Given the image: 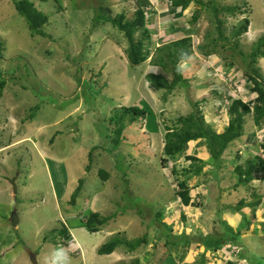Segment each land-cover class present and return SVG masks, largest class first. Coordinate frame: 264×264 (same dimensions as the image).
Segmentation results:
<instances>
[{"label": "rangeland", "instance_id": "374dc122", "mask_svg": "<svg viewBox=\"0 0 264 264\" xmlns=\"http://www.w3.org/2000/svg\"><path fill=\"white\" fill-rule=\"evenodd\" d=\"M31 1L48 15L45 36H31L11 0H0V76L6 81L0 96V243L14 245L0 248L5 260L0 264H51L60 247L53 239L63 227L73 239L64 247L70 264H229L238 258L235 250H247L254 260L264 257V197L255 210L234 209L241 198L252 199L253 188L263 192L256 176L250 187L239 185L235 166L253 156L264 161V126L256 127L247 116L243 135L223 152L218 166L202 141L189 143L168 166L160 163L165 126L191 112L193 102L212 129L221 132L228 121V98L255 97L244 76L250 71L245 56L264 35V0H214L219 8L237 6L234 16L219 12L226 35L245 17L250 25L236 47L234 40H217V53L207 57L196 52V45L208 41V32L216 36L209 8H201L190 25L194 4L178 14V9L169 11V0H147L151 52L169 34H190L194 41L193 54L181 64L189 86L165 99L164 90L151 87L144 77L158 71L150 56L132 67L123 53L125 38L110 23L92 28L94 16L132 13L140 0ZM251 66L264 80V57ZM122 106H137L148 114L131 123L125 115L124 137L117 146L108 122ZM187 155L206 165L188 181L192 202L198 205L183 207L170 171L174 165L178 170L189 165ZM101 169L109 174L106 181L98 175ZM72 193L75 204L69 201ZM13 211L15 226L10 222ZM157 211L172 236L184 233L194 241L167 246L160 239L154 247L156 236L168 233L155 220ZM88 212L108 218L99 231L84 228ZM230 229L240 232L238 246L223 243L205 251L198 242ZM117 233L127 240L146 234L147 241L134 251L120 246L99 255L98 247Z\"/></svg>", "mask_w": 264, "mask_h": 264}, {"label": "trees", "instance_id": "16d2710c", "mask_svg": "<svg viewBox=\"0 0 264 264\" xmlns=\"http://www.w3.org/2000/svg\"><path fill=\"white\" fill-rule=\"evenodd\" d=\"M17 13L22 16L26 22L27 28L30 31L31 36L41 35L45 36L46 33L42 27L48 21V15L41 12L36 8L31 0H11ZM147 0L137 1L135 9L132 13H127L125 10L116 13L113 16H103L98 14L94 16L93 14V24L92 28L97 24L110 23L111 26L117 30L123 38H125L126 47L123 50L128 64L132 67L140 66L143 64L150 56L149 63L151 66L157 67L158 71H147L144 75L150 86L156 89L164 90V99L167 95L172 94L179 87L186 88L189 86V80L186 78L185 72L181 68V64L188 61L194 50V41L190 34H183L181 37L171 38L164 37L163 42L157 45L153 51L149 50L151 44V33L149 29L145 26L148 22V17L145 11V5ZM191 4H194L196 8H193L189 24L193 25L199 19L201 8H209L212 12L213 19L210 21L215 23V37H212L210 32L205 35V40H208L202 44L196 45V52L204 57L216 54L217 50L215 43L217 40H221L224 43H228L230 40H234L235 47L238 45L239 38L245 34L249 26V18L245 17L242 22L233 25L229 35H226L222 29L223 21L219 18V12L223 13L226 11L231 16L236 15L235 7L237 6H225L219 8L214 0H207L206 2L202 0H169V11L173 10L176 13L178 9L180 12L186 10ZM199 6L200 8H197ZM96 11V10H95ZM93 12V10H92ZM97 12V11H96ZM130 14L131 16L127 17ZM238 14H243L239 12ZM173 30V29H171ZM211 36V37H210ZM166 39V41H164ZM225 45V44H224ZM264 35L257 38L254 44L250 47V52L248 53L247 60H249L250 71L244 73L246 80L252 85L249 86L251 93L255 94V97L249 101H243L240 98L228 99L231 100L227 107L228 121L226 127L221 131L217 132L205 121L201 110L198 107V102H193V110L186 115H179L174 120L172 125L165 126L163 145H162V156L160 158V163L164 166H168L169 163L173 162L178 158L188 147L189 143L194 141L203 142L205 149L212 160V163L216 166L219 165L221 160V155L223 152L236 140H239L244 132L245 118L251 116L252 122L256 127L264 126V80L260 79V74L258 70L251 66L257 62V59L264 57ZM6 86V81L4 77L0 76V96L4 87ZM116 111V110H115ZM126 114H129V122L136 120V117L144 118L147 111L145 109L138 108L137 106H122L120 112H117L108 122L112 127L113 142L119 146L121 140L123 139V131L125 126L123 123V118ZM29 119V118H28ZM52 141V140H51ZM264 149V144H261ZM186 159L190 161L189 165L178 170L174 165L171 168V175L175 177L177 185V198L180 204L185 206H196L197 203L192 202V197L190 196V185L188 184L189 179L195 176H199L203 167L206 165L203 160L198 159L195 156L187 155ZM211 163V162H210ZM235 172L237 174V183L247 185L250 187V183L256 178L263 182V192L258 193L256 188L252 189V199L241 198L237 204L234 206L235 210H240L241 208H249L255 210L264 197V161L260 156H253L248 158L243 162V164H238L235 166ZM255 174H260L259 176ZM102 181H106L109 178V174L101 169L98 172ZM182 177V178H181ZM80 189V184L76 188V192ZM76 193H72L70 196V204H75ZM198 207V206H197ZM184 214L181 212L182 219L185 218ZM162 213L157 211L155 214V220L159 221L167 230V234H159L154 239V247L160 239H164L165 245H175L183 242L184 246L191 243L194 240L190 239V236L184 233L178 236H172L166 224L161 222ZM108 221L107 217H101L97 212H88L84 222V228L90 233H94L100 230V227ZM52 231H56L53 229ZM220 232V231H219ZM164 235V236H163ZM146 234L141 237H136L131 240L120 236L118 233L112 235L107 241L102 243L98 249L97 253L99 255H109L113 253L118 247H126L127 250L134 251L139 246L146 243ZM240 232H233L230 229V233H222L213 235H205L198 239V242L204 246V250H217L221 247L223 243L238 244V239ZM53 239V242L57 245L65 244L71 239L70 234L67 229L63 227L59 231V236L57 240ZM173 238V239H172ZM172 239V240H171ZM247 250L239 251L235 259L237 262L243 263L247 261L248 264H264V257L251 258L246 254ZM130 264H137L136 261ZM231 264V262H229Z\"/></svg>", "mask_w": 264, "mask_h": 264}, {"label": "clouds", "instance_id": "9594fccd", "mask_svg": "<svg viewBox=\"0 0 264 264\" xmlns=\"http://www.w3.org/2000/svg\"><path fill=\"white\" fill-rule=\"evenodd\" d=\"M153 68V66H151ZM153 71V70H152ZM155 72V71H154ZM16 191V189H15ZM18 223V222H17ZM67 229V228H66ZM68 231V230H67ZM70 236H72L70 234ZM73 240L72 238L70 239V241ZM226 244V243H225ZM229 244V243H228ZM68 245V242L65 243V244H61V245H56V246H60L58 247L54 253H53V256H52V260H51V264H70V258H69V255H68V252L66 251V249L64 247H66ZM231 245V244H229ZM233 245V244H232ZM222 247V246H221ZM5 250H9L8 248L5 249ZM239 253V251H238ZM234 254H237V253H234ZM232 264H246L245 262L243 263H240V262H237L236 260H232L231 262ZM248 264V263H247Z\"/></svg>", "mask_w": 264, "mask_h": 264}, {"label": "water", "instance_id": "95a60500", "mask_svg": "<svg viewBox=\"0 0 264 264\" xmlns=\"http://www.w3.org/2000/svg\"><path fill=\"white\" fill-rule=\"evenodd\" d=\"M12 184H13V190L15 192L14 181L12 182ZM10 222H11L12 226H15L17 224V222H18L17 215H16V213L14 211L11 214ZM33 261H34V264H36L35 260H33Z\"/></svg>", "mask_w": 264, "mask_h": 264}, {"label": "crops", "instance_id": "0c3cea01", "mask_svg": "<svg viewBox=\"0 0 264 264\" xmlns=\"http://www.w3.org/2000/svg\"><path fill=\"white\" fill-rule=\"evenodd\" d=\"M248 18H249V17H248ZM249 25H250V22H249ZM248 27H249V26H248ZM153 68H155V67L153 66ZM153 71H155V70H153ZM198 143H200V142L198 141L196 144H198ZM12 203H13V202H11L10 204L12 205ZM246 208H247V207H246ZM3 218H6V217L3 216ZM17 224H18V223H17ZM9 247L13 248L14 245L4 246V245H1V243H0V248H1V249H6V248H9ZM10 250H11V249H10ZM1 256H2V254L0 255V262H1V261H5V260L2 259Z\"/></svg>", "mask_w": 264, "mask_h": 264}, {"label": "built area", "instance_id": "2783aa9c", "mask_svg": "<svg viewBox=\"0 0 264 264\" xmlns=\"http://www.w3.org/2000/svg\"><path fill=\"white\" fill-rule=\"evenodd\" d=\"M234 253H238V251L237 250H235V252Z\"/></svg>", "mask_w": 264, "mask_h": 264}]
</instances>
